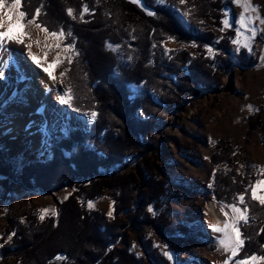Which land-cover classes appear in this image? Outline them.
<instances>
[{"label":"trees","instance_id":"16d2710c","mask_svg":"<svg viewBox=\"0 0 264 264\" xmlns=\"http://www.w3.org/2000/svg\"><path fill=\"white\" fill-rule=\"evenodd\" d=\"M166 1V5H156L153 0H142L141 6L133 0H24V10L33 14L36 7L43 5L38 22L50 31L61 27L65 32L72 31L73 36L68 41L76 43L79 52L66 76V82L74 91L72 106L79 112L97 108L98 117L90 133L71 130L67 138L57 144L50 161L27 163L20 176L16 173L19 161L8 158L0 149V176L8 180H22L28 187L33 180L43 191L58 189L74 179L83 181L63 202L58 217L50 216L41 221L39 213L32 212L24 220L8 218L7 235H15L0 249V264H8L12 257L16 258V264H49L57 255L66 256L67 260L55 264H172L153 248L151 239L143 245L145 259L131 252L130 243L122 233L129 224L125 222L126 217L134 222V233L142 224L153 227L175 255L186 239L196 238L194 231L177 226L167 211H163L170 197L168 181L155 162L151 165L156 172L146 170L142 174L143 186L135 175L118 177L117 172L111 171L129 154L139 152L143 157L152 149L150 127L153 122L140 120L139 110L148 116L162 117L164 109L182 98L197 95L211 84H219L223 66L227 65L224 54L215 61L210 60L204 48L213 46L217 40L209 27L222 28L223 10L226 7L233 10L232 5L225 0H190L185 5L175 0ZM83 5H87L91 13L81 20L79 13ZM69 7L77 19L67 15ZM146 10L155 14L149 16ZM189 11L185 21L183 13ZM224 37L214 46L228 54L235 33L228 31ZM170 38L183 45L195 44L197 55L181 49L166 56L163 43ZM108 42L120 46V53L109 50ZM244 54L247 52L242 51L240 61L251 65L252 61ZM217 64L220 67L216 68ZM9 80L11 86H22L15 83L13 77ZM132 85L141 88V95L133 100L129 98ZM153 95L164 108L153 103ZM83 144L87 146H81ZM64 152L70 153V157ZM233 154V148L224 144L220 155H214L211 162L215 166H232ZM100 169L112 173L102 175ZM225 171L216 172L213 189L219 203L229 204L238 193H244L246 187L236 172L227 174ZM107 193L114 198L112 220L87 207L88 201H96ZM246 201L250 223L241 231L244 237L251 239L245 240L238 259L245 254L264 253V232L259 231L264 227V207L251 201L250 193L246 194ZM138 202L152 206L158 214L138 212ZM119 245H123L122 248Z\"/></svg>","mask_w":264,"mask_h":264},{"label":"rangeland","instance_id":"374dc122","mask_svg":"<svg viewBox=\"0 0 264 264\" xmlns=\"http://www.w3.org/2000/svg\"><path fill=\"white\" fill-rule=\"evenodd\" d=\"M153 1L156 5H166L167 2L166 0H163V2ZM175 1L179 3V0ZM188 1L190 0H186L185 4ZM225 1L232 5L233 10L226 7L223 10V19L225 11H228L233 19L238 18L243 9L233 0ZM250 3L253 6H258L259 15L264 17V0H250ZM182 17L186 21L185 16ZM255 25L264 28V25L259 24V21H255ZM234 27L235 25L223 32L212 26L209 27L217 36L214 45L225 38L224 36L228 31H234ZM32 35L33 39L37 35L41 40L43 39V33H38L35 28L32 29ZM68 39L64 41L65 44L70 43ZM74 45L77 50L76 43ZM108 45L117 46L110 42L107 43V47ZM214 45L204 48L207 58L215 61L217 56L224 54L228 59L227 65L223 66L225 69H223L220 83L202 88L197 95L182 98L172 107L164 109L165 111L160 114L162 117H159V115L157 117L154 115L148 116V114L139 110L138 117L140 120L148 121L150 119L153 122L150 127V133L153 137L152 149L143 157L139 152L129 154L123 159L122 164H118L115 169L111 170L113 173L117 172L118 177L135 175L140 186H143L145 185V179L142 174L146 170L156 172L151 165L155 162L163 169V178L168 181L167 188L170 197L166 200L163 211H167L168 217L174 224L179 227L185 226L196 233V238L186 239L184 244L181 245L179 254L175 255L159 239L153 227L142 224L139 231L134 233L132 231L134 222L126 217L125 222H129V224L122 229V233L127 237L131 252L137 258H146L143 245L151 239L154 242L153 248L158 250L172 264H222L226 255H222L221 251L217 250L220 234L214 233L206 221L207 205L210 199L213 198L219 207H221V204H226L219 203L214 194L215 174L219 169L226 170L227 174L236 172L240 177L241 184L243 183L246 188L249 183L262 178L258 175L257 168L254 166L264 167V144L262 143L264 139V61L261 60V57L264 56V32L257 34L251 52L245 48H240L237 51L236 46L232 44L231 53H221ZM163 47L166 56H170L173 51L181 49L188 51L192 56L197 55L195 47L180 44L174 39L164 42ZM207 47L214 49L216 52L214 57L209 56ZM120 50L119 46L114 52L120 53ZM56 51L59 50L49 51L48 59L54 57ZM242 51L247 52L244 55H247L252 61L251 65L246 66L240 61ZM76 58L77 56L73 58L71 65L64 60L63 63L53 68L54 73L57 75L67 70L66 75L61 76L65 91L70 87L66 82V76ZM215 67L218 68L220 65L217 64ZM185 68L187 69L188 65ZM4 71L7 86L0 96V105H5L0 108V124L13 122L15 115L11 112L12 107L20 104L30 106L28 100L24 97L29 80L13 75L7 69ZM12 77L15 79V83L22 84V86L9 85V79ZM172 79L176 81L177 78L173 76ZM15 86H18L16 87L17 95L11 100L10 95L16 89ZM130 91L129 98L132 100L141 95V88L138 85H132ZM73 93L72 90V95ZM152 99L156 106L164 108V104H161L157 96L153 95ZM248 105H252L255 111H250ZM70 109L83 119L82 123L65 126L60 121H55L49 126L47 136L41 141L42 145H40L37 152L34 150L33 142L28 141L25 148L21 149L18 154H14L17 149L13 146L14 141L9 140L8 133L0 127V149L5 152L8 158L19 161V166L16 169L18 176L21 175L22 168L26 167L29 162L45 163L50 161L53 158L57 144L61 139L67 138L71 130L83 131L87 134L91 132L90 130L97 118L92 120L90 114L94 111L98 117L97 108L85 112H79L73 106ZM141 140L144 139L141 138ZM224 144L234 150L232 166H228V164L215 166L211 161L214 155H220ZM85 145L81 146L85 147ZM89 146L93 148V145L89 144ZM64 153L67 158L70 157V153ZM111 173L107 174L102 169L99 171V174H106V176ZM82 182L79 179H74L65 182L58 189L43 191L34 185L33 180L31 181L32 186L28 187L22 180H8L6 177L0 176V245L4 246L6 244L7 230H9L8 218L24 220L27 214L40 213V210L45 208L54 209L57 213V215L49 213L45 218L58 217L60 208L66 200L64 197L68 198L73 194L78 184ZM93 204L94 207L92 209L88 208V210L107 215L111 209L113 210V216L109 217L107 215V217L113 219L114 198L110 193L93 201ZM139 204L138 202L137 205L139 206ZM149 208L152 211H149ZM141 210L152 215L158 214L152 206L140 204L137 211L140 212ZM122 246L119 245L120 248ZM164 251L172 254L171 260L163 254ZM1 261L2 257L0 255V263ZM8 264H16V258L8 259Z\"/></svg>","mask_w":264,"mask_h":264},{"label":"snow or ice","instance_id":"6c2138e0","mask_svg":"<svg viewBox=\"0 0 264 264\" xmlns=\"http://www.w3.org/2000/svg\"><path fill=\"white\" fill-rule=\"evenodd\" d=\"M133 2L140 3L141 6H143L142 0H133ZM159 2H163V0H159ZM233 2L239 5L243 11L240 13L239 17L235 19L230 17L228 11H225L224 19L221 21L223 27L220 28V31L223 32L226 29L233 28V25H235V37L231 39V43L236 46L237 51H239L240 48H245L251 52L252 44L257 34L264 32V28L257 27L255 21H259L260 25H264V17L259 15L258 6H253L250 0H233ZM179 3L183 5L186 3V0H179ZM42 7L43 5L36 7L33 14L24 10V0H0V50L8 52L11 44L23 46L27 51V57L30 58L34 64L41 67L51 81L57 82V76L54 75L52 69L63 63L64 60L71 65L73 63V58L78 56L79 52L76 50L74 43H64L66 39L73 36L70 29L65 32L64 28L61 27L59 30L50 31L47 26L38 22L42 14ZM89 12L90 10L87 5H83L79 13V18L83 20L84 15ZM154 14L155 13L152 11H147V15L149 16ZM67 15L73 20L77 19L71 7L67 8ZM189 15L190 11L183 13L185 17ZM33 28H35L38 33H43L42 40L39 35L33 39ZM33 45L40 48L43 52L42 57L33 52ZM192 46L195 47L196 45L193 44ZM108 47L110 50L116 51L119 46L113 47L112 45H108ZM53 50L59 51H56L53 60L49 62V51ZM207 52L210 57L216 55V52L211 47H207ZM261 60L264 61V56L261 57ZM0 63H2L5 68L8 67L7 61L0 60ZM66 72L60 73V76L66 75ZM4 76L5 73L0 71V79H3ZM48 90L51 91L50 88ZM57 99L60 104L71 107L74 99L71 87L67 88L62 94H58ZM248 109L250 111H255L252 105H248ZM90 115L92 120L97 118V113L94 111L91 112ZM254 167L257 168L258 175L262 178L249 183L245 192L238 193L232 203L221 204L220 212L224 217L222 223L217 222L208 225L214 233L220 234L218 237L217 250L221 251L222 255H226L222 264H264V253L252 255L245 254L243 257L237 259L245 247V240L251 239L250 237H244L241 231L243 226L250 223L249 205L246 201V194L250 193L251 201L258 202L260 206L264 207V167ZM64 199H67V197H64ZM87 207L92 209L94 207L93 202L88 201ZM149 211H152V209L149 208ZM49 213L57 215L54 209L45 208L40 210L39 219L43 221L45 216ZM107 215L112 217L113 210L110 209ZM259 231L264 232V227L260 228ZM14 235L15 233L9 234L5 243L11 241ZM0 247H3V245H0ZM163 254L169 260L172 259V254L170 252L164 251ZM66 260V256L57 255L55 260L50 261L49 264H55L56 261Z\"/></svg>","mask_w":264,"mask_h":264},{"label":"bare ground","instance_id":"6f19581e","mask_svg":"<svg viewBox=\"0 0 264 264\" xmlns=\"http://www.w3.org/2000/svg\"><path fill=\"white\" fill-rule=\"evenodd\" d=\"M32 50L36 55L43 56V52L35 45H33ZM53 58L48 59V61L51 62ZM0 60L8 62L7 68L0 63V71L5 73L4 70L7 69L13 75L29 80L24 97L28 100L30 106L20 104L12 107L11 112L15 115L13 122L0 124V127L8 133V139L14 141L13 146L17 148L14 154H18L21 149L25 148L28 141L33 142L34 150L37 152L40 145H42L41 141L47 136L49 126L55 121H60L65 126L82 123L83 119L78 117L68 105L59 103L57 96L65 92V88L61 76L55 74L53 69L54 75L57 76V82L51 81L42 68L27 57L26 49L16 44H11L8 52L0 50ZM0 85L1 96L7 86L6 74L3 79H0ZM49 88L51 91L48 90ZM16 95L17 89H14L10 99H14ZM4 106L0 105V108ZM206 215L208 225L217 222L222 223L224 219L219 205L213 198L208 202Z\"/></svg>","mask_w":264,"mask_h":264}]
</instances>
